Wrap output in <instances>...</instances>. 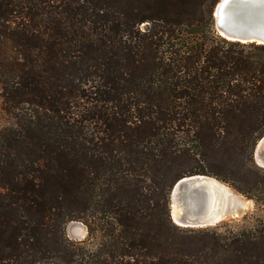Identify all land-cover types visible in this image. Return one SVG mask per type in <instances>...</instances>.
<instances>
[{
  "label": "trees",
  "instance_id": "1",
  "mask_svg": "<svg viewBox=\"0 0 264 264\" xmlns=\"http://www.w3.org/2000/svg\"><path fill=\"white\" fill-rule=\"evenodd\" d=\"M218 1L0 0V264H264V44ZM194 175L255 210L178 226Z\"/></svg>",
  "mask_w": 264,
  "mask_h": 264
},
{
  "label": "water",
  "instance_id": "2",
  "mask_svg": "<svg viewBox=\"0 0 264 264\" xmlns=\"http://www.w3.org/2000/svg\"><path fill=\"white\" fill-rule=\"evenodd\" d=\"M215 28L224 39L264 44V0H219ZM256 163L264 168V137L255 148ZM237 196L216 178L194 175L180 179L171 191V218L183 228L214 227L239 217Z\"/></svg>",
  "mask_w": 264,
  "mask_h": 264
},
{
  "label": "rangeland",
  "instance_id": "3",
  "mask_svg": "<svg viewBox=\"0 0 264 264\" xmlns=\"http://www.w3.org/2000/svg\"><path fill=\"white\" fill-rule=\"evenodd\" d=\"M9 122H10V117L3 110L2 90L0 87V128L7 126ZM227 186L231 189V192L236 194L237 196V203H238L237 209L241 212V215L239 217H234V218L229 217L224 221L240 220L247 214H251L255 210V203L252 200H249L246 197L238 194L229 185ZM66 233H67L68 238L72 241H84L87 239L89 232H88V228L83 223L71 222L68 224L66 228Z\"/></svg>",
  "mask_w": 264,
  "mask_h": 264
}]
</instances>
